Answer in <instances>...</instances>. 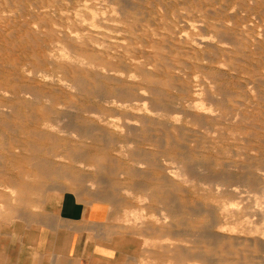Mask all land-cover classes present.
Segmentation results:
<instances>
[{
    "label": "rangeland",
    "instance_id": "obj_1",
    "mask_svg": "<svg viewBox=\"0 0 264 264\" xmlns=\"http://www.w3.org/2000/svg\"><path fill=\"white\" fill-rule=\"evenodd\" d=\"M0 157V234L103 202L122 264H264V0H0Z\"/></svg>",
    "mask_w": 264,
    "mask_h": 264
},
{
    "label": "crops",
    "instance_id": "obj_2",
    "mask_svg": "<svg viewBox=\"0 0 264 264\" xmlns=\"http://www.w3.org/2000/svg\"><path fill=\"white\" fill-rule=\"evenodd\" d=\"M65 217L67 227L14 228L0 234V264H122L107 233L105 203H91Z\"/></svg>",
    "mask_w": 264,
    "mask_h": 264
},
{
    "label": "bare ground",
    "instance_id": "obj_3",
    "mask_svg": "<svg viewBox=\"0 0 264 264\" xmlns=\"http://www.w3.org/2000/svg\"><path fill=\"white\" fill-rule=\"evenodd\" d=\"M234 10V9H233ZM230 13V12H229ZM12 15V14H11ZM181 19V18H180ZM260 21V20H259ZM229 24V23H228ZM259 31V30H258ZM262 36V35H261ZM198 38V37H197ZM15 39V38H14ZM169 41V40H168ZM195 41V40H194ZM253 41V40H252ZM197 42L198 43H203L204 42V40L203 39H198L197 40ZM103 43V42H102ZM197 43V44H198ZM96 44V43H95ZM192 44H193V40H192ZM52 45V44H51ZM200 45V44H199ZM199 45H196V46H199ZM99 46V45H98ZM258 46V45H257ZM4 47V46H3ZM208 47V46H207ZM229 47V46H228ZM62 50V49H61ZM48 51V50H47ZM53 51V50H52ZM62 52V51H61ZM49 55V54H48ZM62 56H63V54H61ZM74 55V54H73ZM49 57H51V56H49ZM77 57V56H76ZM71 58V57H70ZM77 59V58H76ZM141 59V58H140ZM29 60V59H28ZM51 60V59H50ZM69 60V59H68ZM78 61V60H77ZM135 61H137V60H135ZM81 62V61H80ZM86 62V61H85ZM81 64V63H80ZM81 66H83V65H81ZM85 66V65H84ZM135 66V65H134ZM149 66V65H148ZM222 66V65H221ZM220 66V67H221ZM151 67V66H150ZM149 67V68H150ZM21 68V67H20ZM22 68H23V66H22ZM24 68H25V66H24ZM89 68V67H88ZM91 68V67H90ZM110 68V67H109ZM177 68V67H176ZM26 69V68H25ZM25 69H23L24 71H25ZM102 70V69H101ZM149 70V69H148ZM163 70H164V68H163ZM22 71V70H21ZM103 71V70H102ZM144 71V70H143ZM162 71V70H161ZM176 71V70H175ZM108 72V71H107ZM178 72V71H177ZM42 73V72H41ZM103 73H105V72H103ZM102 73V74H103ZM179 73V72H178ZM48 74V73H47ZM111 74H113V73H111ZM18 75V74H17ZM28 75H31V74H28ZM39 75V74H38ZM45 75H46V73H45ZM120 76L122 75V74H119ZM158 75V74H157ZM181 75V74H180ZM48 76V75H47ZM129 76H130V74H129ZM132 76H134V74L133 75H131V78H132ZM145 76V75H144ZM244 76V75H243ZM263 76V75H262ZM44 78H47V77H44ZM120 78V77H119ZM19 79V78H18ZM50 79V78H49ZM48 79V80H49ZM132 79H134V77L132 78ZM60 80H61V78H60ZM131 80V79H130ZM45 81V80H44ZM51 81V80H50ZM53 81V80H52ZM62 83L64 82V81H61ZM135 82V81H134ZM244 82V81H243ZM22 83V82H21ZM65 84V83H64ZM67 84V83H66ZM61 85V84H60ZM108 85V84H107ZM248 87H250V88H252L251 86H248ZM70 88V87H69ZM187 88V87H186ZM202 88V87H201ZM66 89H68V88H66ZM188 89V88H187ZM106 90V89H105ZM249 90V89H248ZM252 90H254V89H252ZM252 90H250L251 92H253ZM259 90V89H258ZM9 91V90H8ZM24 91V90H23ZM135 91V90H134ZM243 91V90H242ZM2 92V91H1ZM5 92V91H4ZM11 92V91H10ZM26 93L28 92V91H25ZM141 92H143V91H141ZM244 92V91H243ZM8 93V92H7ZM106 93V92H105ZM246 93V92H245ZM249 93V92H248ZM254 93V92H253ZM252 93V94H253ZM5 94V96H7L6 95V93H4ZM127 94V93H126ZM143 94H145V93H143ZM193 94V93H192ZM196 94V93H195ZM258 94V93H257ZM22 95V94H21ZM24 95H25V93H24ZM137 95V94H136ZM146 95V94H145ZM203 95V94H202ZM250 95V94H249ZM262 95V94H261ZM8 96H9V94H8ZM28 96V95H27ZM29 96H30V94H29ZM138 96H140V95H138ZM259 96V95H258ZM10 97V96H9ZM134 97V96H133ZM213 97V96H212ZM260 97V96H259ZM5 98V97H4ZM14 98V97H13ZM12 98V99H13ZM22 98V97H21ZM30 98V97H29ZM261 98H262V96H261ZM6 99V98H5ZM31 99V98H30ZM173 99V98H172ZM39 100V99H38ZM46 100V99H45ZM95 100V99H94ZM102 100V99H101ZM104 100L105 101H107L108 103H111L110 104V106L112 107V109H120L121 107H124V106H126V103L127 102H130L131 100H134V99H131L130 97H127V98H124V97H117V98H115L114 97V95H111V94H109V95H105L104 96ZM104 101V102H105ZM12 102V101H11ZM36 102H38L37 100H36ZM49 102V101H48ZM102 102V101H101ZM39 103V102H38ZM51 103V102H50ZM134 103V102H133ZM140 103V102H139ZM201 103V102H200ZM199 102L197 103V104H200ZM239 103H241V102H239ZM11 104V103H10ZM14 104V103H13ZM131 104V103H130ZM129 104V105H130ZM209 104V103H208ZM106 105V104H105ZM128 105V106H129ZM196 105V104H195ZM201 105V104H200ZM200 105H199V107H200ZM60 106V105H59ZM192 106H194V105H192ZM179 107V106H178ZM60 108V107H59ZM64 108V107H63ZM139 108V107H138ZM197 108H198V105H197ZM65 109V108H64ZM130 109V108H129ZM141 109V108H140ZM204 109V108H203ZM190 110H192V109H190ZM194 110V109H193ZM199 110V109H198ZM205 110V109H204ZM208 110V109H207ZM206 110V111H207ZM210 110V109H209ZM141 112H142V110H141ZM211 112L213 113L214 111L212 110V111H207V113H210L211 114ZM238 112V111H237ZM144 113V112H143ZM147 113V112H146ZM158 113V112H157ZM217 114V113H216ZM213 115H214V113H213ZM237 115V114H236ZM27 116V115H26ZM29 116V115H28ZM39 116V115H38ZM159 116V115H158ZM15 118V117H14ZM212 118V117H211ZM28 120V119H27ZM187 120V119H186ZM30 121V120H29ZM36 121V120H35ZM111 122V121H110ZM129 122V121H128ZM43 125L46 127V128H49L50 130H53L54 129V127H53V124H51V123H49V121H47V120H45L44 119V121H43ZM28 124H31V123H29L28 122ZM38 124V123H37ZM177 124V123H176ZM108 125V124H107ZM22 127V126H21ZM30 127H32V126H29V128ZM38 127V126H37ZM27 128V127H26ZM25 128V129H26ZM246 128V127H245ZM22 129V128H21ZM57 129V128H56ZM119 129V128H118ZM62 130V129H61ZM60 130V128H58L57 130H55L54 129V131H57L58 133H59V131H61ZM53 131V132H54ZM110 131V130H109ZM124 132V131H123ZM45 134H42V133H38V134H36V135H40L41 136V138L42 137H44V138H49V139H51L52 137L54 138V133H52V132H44ZM52 133V134H51ZM56 133V132H55ZM130 133V132H129ZM60 134V133H59ZM121 134V133H120ZM187 135V134H186ZM39 136V137H40ZM221 136V135H220ZM237 136H239V135H237ZM235 137V136H234ZM203 138V137H202ZM209 138V137H208ZM196 139V138H195ZM212 139V138H211ZM210 139V140H211ZM238 139V138H237ZM191 141V140H190ZM208 141V140H207ZM212 141V140H211ZM240 141V140H239ZM242 141V140H241ZM240 141V142H241ZM208 142H210V141H208ZM231 143V142H230ZM53 144H55V143H53ZM52 144V145H53ZM242 144V143H241ZM21 146H23L22 144L20 145V144H18V147H21ZM25 146H27V144L25 145ZM25 146H24V148H25ZM55 146V145H54ZM243 146V145H242ZM29 148H30V146H28ZM28 147H26V148H28ZM237 150H238V148H237ZM239 152V151H238ZM242 152V151H241ZM245 153V152H244ZM236 155V154H235ZM263 155V154H262ZM226 156V155H225ZM251 156V155H250ZM242 157V156H241ZM253 157V156H252ZM256 157V156H255ZM254 157V158H255ZM1 158V157H0ZM200 158V157H199ZM243 158V157H242ZM261 158H263V157H261ZM244 159V158H243ZM257 159H258V156H257ZM260 159V158H259ZM258 159V160H259ZM230 160V159H229ZM255 160V159H254ZM260 161V160H259ZM261 161H262V159H261ZM230 162V161H229ZM235 162V161H234ZM233 162V163H234ZM236 162H238V161H236ZM235 162V163H236ZM13 163V162H12ZM232 163V164H233ZM167 164V163H166ZM252 166V165H251ZM258 166L260 167V165L258 164ZM214 167V166H213ZM253 167V166H252ZM165 168V167H164ZM250 168V167H249ZM171 170H169V167L167 168V171H166V174L164 175L165 177L164 178H166V180H167V182H169V185H172V186H175L177 183H178V181H179V177H180V175H182L181 173L183 172V171H185L184 169H182L181 170V172H180V174L179 173H176V172H174L175 170H172V168H170ZM198 169V168H197ZM261 169V168H260ZM165 170V169H164ZM247 170V169H246ZM258 170V169H257ZM257 170H256V172H257ZM179 172V171H178ZM186 172V171H185ZM251 172V171H250ZM187 173V172H186ZM243 174H244V172H243ZM262 174V173H261ZM260 174V175H261ZM242 175V174H241ZM184 176V175H183ZM182 176V178H184ZM258 177H259V179L263 182V178L261 177V176H263V175H261V176H259V175H257ZM253 177V176H252ZM244 178V177H243ZM161 179H162V177H161ZM185 179V178H184ZM187 179V178H186ZM256 179V178H255ZM182 181H184L183 179H182ZM181 181V182H182ZM187 182H188V180H186ZM260 181V182H261ZM183 183V182H182ZM184 184V183H183ZM188 184V183H187ZM264 185V184H263ZM262 185V186H263ZM193 186V185H192ZM214 186V185H213ZM257 186V185H256ZM180 188V187H179ZM249 190V189H248ZM261 191V190H260ZM263 191V190H262ZM249 196H250V194H249ZM261 199V198H260ZM258 201V200H257ZM214 203V202H213ZM252 206V205H251ZM253 206H254V204H253ZM256 206H258L257 204H256ZM235 207V206H234ZM240 207V206H239ZM239 207H238V209H239ZM255 207V206H254ZM253 207V208H254ZM259 207H261V206H259ZM262 207H264V206H262ZM236 208V207H235ZM256 208V207H255ZM258 208V207H257ZM256 208V209H257ZM237 209V208H236ZM236 209H234V210H236ZM250 209V208H249ZM259 211H262V209L260 210V209H258ZM134 211V210H133ZM133 211H132V213H133ZM238 211V210H237ZM236 211V212H237ZM254 210L253 209H250V211L249 212H253ZM256 211V210H255ZM232 213V212H231ZM239 213V212H238ZM264 213V212H263ZM248 214H250V213H248ZM136 218H135V220L138 218V215L137 214H133ZM253 215V214H252ZM222 216V215H221ZM234 216V215H233ZM237 216V215H236ZM263 217H264V214H263ZM226 219V218H225ZM127 220V219H126ZM166 220V219H165ZM226 221H228V220H226ZM139 222H142V220H140ZM166 222V221H165ZM234 222V221H233ZM248 222V220H246V223ZM126 223V222H125ZM129 223V222H128ZM136 223V222H135ZM143 223V222H142ZM226 223V222H225ZM228 223V222H227ZM231 223V222H230ZM264 223V222H263ZM140 225V224H139ZM229 225V224H228ZM235 225L236 224H234V225H232V226H224V225H220L219 226V228H220V230H219V233H220V235L218 236V237H216L217 238V240H220V241H224V240H230L231 242H234L235 244H238V236L236 235L237 234V229H236V227H235ZM248 225V224H247ZM237 226V225H236ZM148 229H151L152 230V233H157V234H160V236L161 237H167L168 235H170L171 233L169 232V229H167V228H159V229H157L156 227H154V226H150V225H148V226H146ZM238 228V227H237ZM257 228V227H256ZM261 229V228H260ZM246 231V230H245ZM249 231L251 232L252 231V229L251 228H249ZM210 232V231H209ZM225 232H227L228 233V235L225 233ZM249 232V234H252L253 236L255 235H257V239H259V242H260V246L264 249V229H261V230H259V228L256 230V231H254V233H250ZM203 233V232H202ZM257 233V234H256ZM259 233V234H258ZM209 234V233H208ZM213 234V233H212ZM233 234V235H232ZM215 235V234H214ZM215 238V237H214ZM227 238H229V239H227ZM168 239H170V237H167V240ZM172 239H174V238H172ZM164 240V239H163ZM171 240V239H170ZM162 241V240H161ZM163 242V241H162ZM164 242H165V240H164ZM214 242H209L208 244H213ZM175 244V243H174ZM165 245H167L168 247H172L171 245H173V242H169V241H167L166 243H165ZM176 245V244H175ZM182 246V245H181ZM180 246V247H181ZM166 247V246H165ZM184 250V249H183ZM182 255V254H181ZM187 258V257H186ZM204 262V264H210V262H207V261H203ZM214 264H215V261H214Z\"/></svg>",
    "mask_w": 264,
    "mask_h": 264
}]
</instances>
